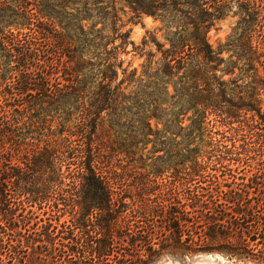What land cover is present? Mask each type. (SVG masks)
Instances as JSON below:
<instances>
[{"label": "trees", "instance_id": "obj_1", "mask_svg": "<svg viewBox=\"0 0 264 264\" xmlns=\"http://www.w3.org/2000/svg\"><path fill=\"white\" fill-rule=\"evenodd\" d=\"M201 255L264 263V0H0V264Z\"/></svg>", "mask_w": 264, "mask_h": 264}, {"label": "rangeland", "instance_id": "obj_2", "mask_svg": "<svg viewBox=\"0 0 264 264\" xmlns=\"http://www.w3.org/2000/svg\"><path fill=\"white\" fill-rule=\"evenodd\" d=\"M121 21L118 24L123 31H130V40L136 45L139 46L144 37L154 36L160 43H163V33L164 31L160 30L162 24L159 19L151 15H140L139 18L132 17L129 19V15L123 16L120 15ZM237 17L233 14H229L224 19L218 21L213 25L207 34V41L212 46L214 50H218L219 45H224L226 38L230 35L232 28L235 26ZM131 46H128V51H131ZM154 50V47L149 44L146 47L145 51ZM230 56V53L224 51L221 54V57L227 60ZM124 66L128 63L133 67H137L143 62L144 58L139 59L138 56H123ZM223 70L224 66L221 67ZM238 73L235 72L234 75H223L225 80L236 77ZM153 124V123H152ZM260 246L257 247V249ZM202 261H207L210 264H264L258 261L253 260L252 258L245 259L241 262L236 259H227L219 255H201L195 258L193 261L184 259L181 256H176L174 258L165 257L156 264H200Z\"/></svg>", "mask_w": 264, "mask_h": 264}, {"label": "water", "instance_id": "obj_3", "mask_svg": "<svg viewBox=\"0 0 264 264\" xmlns=\"http://www.w3.org/2000/svg\"><path fill=\"white\" fill-rule=\"evenodd\" d=\"M200 264H210V263L207 261H202Z\"/></svg>", "mask_w": 264, "mask_h": 264}]
</instances>
